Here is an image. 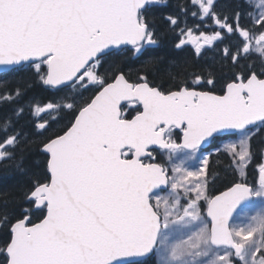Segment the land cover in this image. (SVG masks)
<instances>
[{
	"label": "snow or ice",
	"instance_id": "obj_1",
	"mask_svg": "<svg viewBox=\"0 0 264 264\" xmlns=\"http://www.w3.org/2000/svg\"><path fill=\"white\" fill-rule=\"evenodd\" d=\"M166 7L0 0V66H30L52 90L38 98L30 85L0 88V163L23 172L26 153L44 156L43 180L13 197L17 207L0 203V264H264V207L231 222L264 204V163L258 180L216 196L207 156L186 166L204 144L232 137L224 148L245 176L253 129L264 126V0H236L227 13L218 0ZM189 13L200 23L189 26ZM167 33L178 34L176 49L192 44L191 55L210 59L190 72L185 60L166 87L155 83L164 58L147 49Z\"/></svg>",
	"mask_w": 264,
	"mask_h": 264
},
{
	"label": "trees",
	"instance_id": "obj_2",
	"mask_svg": "<svg viewBox=\"0 0 264 264\" xmlns=\"http://www.w3.org/2000/svg\"><path fill=\"white\" fill-rule=\"evenodd\" d=\"M187 2L188 0H167V7L163 10L167 12H176L178 11V5H183ZM235 2L236 0H218V6L220 7L221 11L227 13L230 10L228 5ZM152 14L159 17L161 14V9L152 10ZM187 22L189 26L200 23L198 19L193 20L190 13ZM211 28L212 24L210 25V29ZM201 30L205 29L202 28ZM164 31V28L161 27V32L163 33ZM196 34H199L198 31ZM185 39H187V37H185ZM176 42H178V34L167 33L160 36L159 42L156 46H148L147 50L149 54L164 58V63L158 65V74L155 79V83L157 84L164 83L167 87L168 73L181 71L182 67L185 66V60H188L186 67L190 72L193 70H198L202 65L205 64L206 60L210 59V54H206L204 57H201L199 60H197L194 55H191L194 50V45L187 44L184 46L183 50H179L175 48ZM144 59L145 57H141L139 60L131 62L129 67L133 70L139 68ZM173 60L179 61V66L172 64ZM127 70L128 69H126V71ZM33 71L34 70L28 66L24 68H16L15 70L11 69L7 72L1 73L0 88H12L17 84H26L30 85L28 90L29 97L35 96L39 98L49 95L52 90L46 89L43 85L36 82L33 76ZM219 88L220 84H217V90ZM85 95H88V93ZM255 138L252 139L253 151ZM257 138V149L252 157L253 161L250 162L245 169V178L243 179L250 184H252L254 180L253 176H250L251 168L254 167V165L259 164L260 158V153L258 151V147L260 145L258 141L260 136L258 135ZM211 159L212 161L208 170L207 178L208 188L210 191L213 190L210 192L212 194L213 192H216L217 190L224 187V184L227 183L226 180L228 179V175L226 170H220V161L222 162L223 166L225 165L222 159H219L216 156H212ZM23 167L25 171L22 172L19 168H17L15 161H5L0 163V203H2L4 200H8V206L10 209L17 207V202L13 200V197H18L20 193L30 185V182L36 179L43 180L44 156L36 151L26 153ZM250 177L252 179L251 182L248 180ZM5 233L6 229L0 227V245H2L3 240L6 238Z\"/></svg>",
	"mask_w": 264,
	"mask_h": 264
},
{
	"label": "flooded vegetation",
	"instance_id": "obj_3",
	"mask_svg": "<svg viewBox=\"0 0 264 264\" xmlns=\"http://www.w3.org/2000/svg\"><path fill=\"white\" fill-rule=\"evenodd\" d=\"M255 130H256V132H254L253 138H255V137L256 138H255V145H254L253 155H254V152L257 149L256 144H257L258 135L260 136V139L258 141V143L260 144L259 147H258V151H260V148L261 149L264 148V126H259L258 130L257 129H255ZM227 139L228 140L232 139V137H223V136L218 137L215 141L211 142V147H209L206 150L200 151L204 155L207 154L208 164H207V167L205 169L206 174H208V170L210 168V164H211V161H212L211 157L212 156H216L217 158L222 159L223 162L225 163V165H224L225 167H224L222 162L220 161V165H219L220 170H226L227 171V175H228V179L226 180L227 183L224 184V187H222L221 189L217 190L216 192H213L212 194L210 192L213 191V190L210 191V189L208 188V184H207V191H208V194L210 196H214V195H216L218 193H221L222 191L228 189L229 187H231L234 183L238 182V180H239L238 171L236 170L235 165L232 163L231 158L226 154L225 149H223L222 146L217 144L218 142H221V141H224V140H227ZM178 142H179V140H178ZM208 153H210V154H208ZM154 155L157 156V161L158 162L162 159L160 157V152H159L158 149L156 150ZM252 159L250 160V162L253 161ZM261 163H264V157H262V155H260V158H259V164H261ZM259 164L258 165H254V167L251 168L250 176H253V178H254L253 182L255 181L256 174L258 172ZM248 180H249V182H251L252 181L251 177ZM202 204H203V202H202ZM203 205H204V213H205V216H206L207 205L205 203Z\"/></svg>",
	"mask_w": 264,
	"mask_h": 264
},
{
	"label": "rangeland",
	"instance_id": "obj_4",
	"mask_svg": "<svg viewBox=\"0 0 264 264\" xmlns=\"http://www.w3.org/2000/svg\"><path fill=\"white\" fill-rule=\"evenodd\" d=\"M253 132H256V130L254 129ZM229 140H231V139H229ZM229 140L227 139V140L218 142L217 144L220 145V146H222L223 149H225L224 148V145L226 143H228ZM208 154H210V153H208ZM205 156H207V154L204 155L203 153H197V155H196L195 158H192V159H189V160L186 161V166L189 169H191V170H196V169L200 168L201 167V160ZM160 157L162 159H166L165 156H161L160 155ZM181 158H182L181 156H178L177 159H176V161H174V162H177L178 163ZM257 174H258V172H257ZM238 178H239V181H242L245 178V176L242 178L239 175V172H238ZM257 180H258V176H257ZM160 194L163 195L165 193H160ZM202 202L203 201H201V204H202ZM203 204H204V202H203ZM203 204H202V206H203L202 207V214L204 215L205 219H207L206 216H205V213H204V205ZM262 207H264V204H262L260 201H256L253 205L249 206L248 208H245L243 210V212H240L239 214H237L236 216H234V218L232 220V223L235 225V224H241L242 222H246V216H250V215L255 214L256 211H258Z\"/></svg>",
	"mask_w": 264,
	"mask_h": 264
},
{
	"label": "water",
	"instance_id": "obj_5",
	"mask_svg": "<svg viewBox=\"0 0 264 264\" xmlns=\"http://www.w3.org/2000/svg\"><path fill=\"white\" fill-rule=\"evenodd\" d=\"M8 70H11V68H7V67H4V66H0V74L1 73H3V72H6V71H8ZM209 144L210 143H208V144H204L203 146H202V149H205V148H207L208 146H209ZM227 190V189H226ZM225 190V191H226ZM224 192V191H223ZM220 193H218V194H216V195H219ZM215 195V196H216ZM238 213V212H237ZM236 213H234V215H235ZM206 215H207V212H206ZM209 219V218H208Z\"/></svg>",
	"mask_w": 264,
	"mask_h": 264
},
{
	"label": "bare ground",
	"instance_id": "obj_6",
	"mask_svg": "<svg viewBox=\"0 0 264 264\" xmlns=\"http://www.w3.org/2000/svg\"><path fill=\"white\" fill-rule=\"evenodd\" d=\"M225 191V190H224ZM223 192V191H222ZM240 212L236 213L234 216H236L237 214H239Z\"/></svg>",
	"mask_w": 264,
	"mask_h": 264
}]
</instances>
